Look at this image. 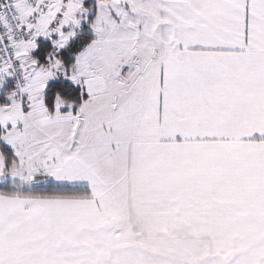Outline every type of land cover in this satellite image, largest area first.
<instances>
[{
  "label": "snow or ice",
  "instance_id": "obj_1",
  "mask_svg": "<svg viewBox=\"0 0 264 264\" xmlns=\"http://www.w3.org/2000/svg\"><path fill=\"white\" fill-rule=\"evenodd\" d=\"M0 264H264V0H0Z\"/></svg>",
  "mask_w": 264,
  "mask_h": 264
}]
</instances>
